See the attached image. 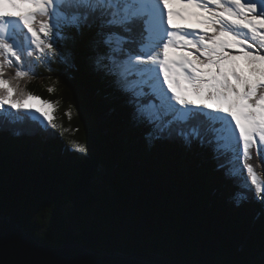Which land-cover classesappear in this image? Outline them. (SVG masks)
<instances>
[{"label":"trees","instance_id":"trees-1","mask_svg":"<svg viewBox=\"0 0 264 264\" xmlns=\"http://www.w3.org/2000/svg\"><path fill=\"white\" fill-rule=\"evenodd\" d=\"M90 38L69 41L74 62L58 59L51 71L36 64L35 75L16 80L6 69L4 78L57 105V129L0 130V215L53 247L78 241L192 264H264V201L246 171V182L233 179L196 144L149 143L125 97L93 70ZM76 144L87 152L72 151ZM247 163L264 184L255 149Z\"/></svg>","mask_w":264,"mask_h":264},{"label":"snow or ice","instance_id":"snow-or-ice-1","mask_svg":"<svg viewBox=\"0 0 264 264\" xmlns=\"http://www.w3.org/2000/svg\"><path fill=\"white\" fill-rule=\"evenodd\" d=\"M85 33L93 70L125 97L149 143L208 150L233 179L246 182V171L264 201L247 163L252 149L264 159V0H0V130L57 129V105L24 92L5 71L16 68L19 80L35 75L36 64L51 71L58 59L74 62L66 45ZM249 190L234 193L237 204Z\"/></svg>","mask_w":264,"mask_h":264},{"label":"water","instance_id":"water-1","mask_svg":"<svg viewBox=\"0 0 264 264\" xmlns=\"http://www.w3.org/2000/svg\"><path fill=\"white\" fill-rule=\"evenodd\" d=\"M0 264H192L177 262L158 254L95 250L88 245L69 241L48 246L27 233L20 223L0 215ZM205 264V263H204Z\"/></svg>","mask_w":264,"mask_h":264},{"label":"rangeland","instance_id":"rangeland-1","mask_svg":"<svg viewBox=\"0 0 264 264\" xmlns=\"http://www.w3.org/2000/svg\"><path fill=\"white\" fill-rule=\"evenodd\" d=\"M173 7H180V5H173ZM7 10L11 11L12 9L9 8ZM173 20H174V23H177V24H186L189 22V21H185V20H180L176 17H174ZM26 103H28L30 105H34L38 108H42L44 111H48L51 113V109H49L47 105L41 104L40 100H37V101L36 100H27Z\"/></svg>","mask_w":264,"mask_h":264},{"label":"clouds","instance_id":"clouds-1","mask_svg":"<svg viewBox=\"0 0 264 264\" xmlns=\"http://www.w3.org/2000/svg\"><path fill=\"white\" fill-rule=\"evenodd\" d=\"M123 254V253H122ZM127 255H131V254H127ZM205 264H207V263H205Z\"/></svg>","mask_w":264,"mask_h":264}]
</instances>
